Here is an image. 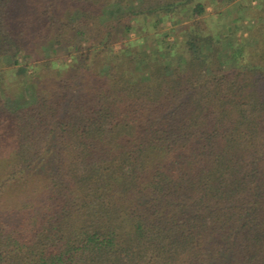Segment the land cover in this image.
Listing matches in <instances>:
<instances>
[{"label": "trees", "instance_id": "1", "mask_svg": "<svg viewBox=\"0 0 264 264\" xmlns=\"http://www.w3.org/2000/svg\"><path fill=\"white\" fill-rule=\"evenodd\" d=\"M244 2L0 0V264H264V0ZM230 3L241 41L203 25ZM138 17L179 30L149 47Z\"/></svg>", "mask_w": 264, "mask_h": 264}, {"label": "rangeland", "instance_id": "2", "mask_svg": "<svg viewBox=\"0 0 264 264\" xmlns=\"http://www.w3.org/2000/svg\"><path fill=\"white\" fill-rule=\"evenodd\" d=\"M244 3H248L249 6H253L259 9V0H245ZM247 4V5H248ZM208 5L206 7L207 14L204 15V22L207 27H209L217 35H227L228 39L233 42L235 39L241 41L245 37V25L248 21H253L254 19H247L246 12L247 6L239 8L237 3H230L224 5ZM113 11H107L106 15H112ZM243 17V18H242ZM181 19V18H180ZM261 20V18H258ZM155 18L144 19L138 17L136 21L133 22V30L129 33L128 38L134 39L139 37L143 44L153 47L154 41H160V39L166 36V40H171L176 32L179 30L180 23H174V20H167L156 18L158 21L156 26L152 24ZM243 23V25H241ZM236 27H238L236 29ZM233 34V38L230 36ZM20 77L24 80V70L17 66L11 68L6 72V78L13 82V75Z\"/></svg>", "mask_w": 264, "mask_h": 264}]
</instances>
